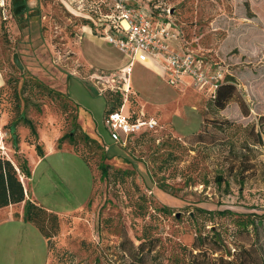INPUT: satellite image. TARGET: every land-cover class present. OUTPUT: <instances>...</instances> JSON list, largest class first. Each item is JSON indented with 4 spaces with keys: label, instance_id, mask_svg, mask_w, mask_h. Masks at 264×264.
I'll use <instances>...</instances> for the list:
<instances>
[{
    "label": "rangeland",
    "instance_id": "obj_1",
    "mask_svg": "<svg viewBox=\"0 0 264 264\" xmlns=\"http://www.w3.org/2000/svg\"><path fill=\"white\" fill-rule=\"evenodd\" d=\"M6 2L0 8L4 157L15 165L28 159L31 175L20 176L22 184L58 219L49 256L32 223L20 232L0 227V264H20L5 249L8 236L18 233L26 254L21 264H138L141 254L142 264H188L197 236L204 245L222 246L215 256L231 260L253 242L264 248V0H128L154 20L174 22L193 51L232 75L237 93L218 110L192 88L132 80L123 113L143 110L159 127L124 147L104 125L116 102L110 89L116 87L105 79L122 58L100 40L101 27L95 34L84 22L86 2L28 0L20 22ZM83 28L93 33L89 41ZM19 116L32 122L38 138ZM35 143L44 156L34 166ZM101 163L108 168L104 180ZM244 218L257 229L238 226Z\"/></svg>",
    "mask_w": 264,
    "mask_h": 264
},
{
    "label": "built area",
    "instance_id": "obj_2",
    "mask_svg": "<svg viewBox=\"0 0 264 264\" xmlns=\"http://www.w3.org/2000/svg\"><path fill=\"white\" fill-rule=\"evenodd\" d=\"M7 0H0V8L4 11L8 5ZM90 7L102 2L99 0H84ZM128 0H115V11L112 14L101 15L96 22L91 19L88 11L86 17L94 20L96 28L101 27L100 36L120 52L129 56L131 61H144L150 58L163 65L166 82L177 89L185 79L190 80L191 87L205 96L214 98L218 85L225 79V70L218 62L206 60L203 54L193 51L188 42L180 36V28L171 20L153 19L142 8H131ZM105 22V23H104ZM106 24V25H105ZM128 73V72H127ZM127 73L122 72L117 79H105L110 83L112 91L119 92L124 97L123 105L119 110L106 114L104 125L110 131V138L120 146L132 136L146 132H155L159 127L156 119L146 117L142 110L123 113V106L128 102ZM229 74V73H228ZM121 80L122 83L118 80ZM100 79L104 80V77ZM117 80V81H116ZM121 86H115V83ZM105 86L104 82H99ZM4 132L0 127V156H6L4 146Z\"/></svg>",
    "mask_w": 264,
    "mask_h": 264
},
{
    "label": "trees",
    "instance_id": "obj_3",
    "mask_svg": "<svg viewBox=\"0 0 264 264\" xmlns=\"http://www.w3.org/2000/svg\"><path fill=\"white\" fill-rule=\"evenodd\" d=\"M88 1V0H87ZM102 3L97 4L94 7H90L91 4H87L86 11L89 12L91 19L97 21L101 15L112 14L115 11V0H99ZM28 0H10L11 4V14L12 17L16 20L22 21L23 15L28 10ZM94 20H90L88 18H84V22L86 25H89L92 31L95 33V23ZM181 38L187 41L186 34H184L183 30L180 28ZM96 34V33H95ZM115 104L111 106L108 110H106V114L119 110L123 105L124 97L121 93L115 92ZM237 90L236 85L232 80V75H225V79L218 85L217 90L215 92L214 98L208 99L218 110H222L225 108V105L231 101L236 96ZM131 110V109H130ZM132 111V110H131ZM19 121H21L24 126L29 129V132L36 139L38 138L37 132L30 120H28L24 116H19ZM16 124H10V133L13 134V142L12 146L15 149V152H18V139L15 132ZM148 133V132H146ZM146 133H142L139 135H144ZM138 136V135H136ZM133 137V136H132ZM63 139L60 138L58 141ZM34 150L36 155L39 158L44 156L40 146L38 143H35ZM83 157V156H82ZM83 159L87 161L84 157ZM89 166V162H86ZM91 167V166H90ZM100 170L99 179L104 180L108 176V168L104 164H100L98 166ZM31 175V171L28 167L27 160H23L22 162H17L15 165L9 159L0 156V208L7 207L9 205H17L23 202V212L22 219L24 222L32 223L37 230L41 233L43 238L46 240L48 250L51 248V239L55 237L57 231V219L58 216L54 213L48 212L45 209L41 208L39 205L35 203V201L31 199L25 198V189L23 187L20 176L25 179H29ZM238 226H241L242 229L247 230L251 228L252 231L257 229V222L252 219L244 218L236 221ZM51 229L53 232L51 233ZM125 241H129V239L125 236ZM213 242L216 241L214 238L211 240ZM204 238L202 236H197L194 243L193 248L190 251H187L188 255V264H264V248L259 247L254 242L251 243L248 247H241L238 250H235V254L233 255V259L226 258L222 254H217L218 251H221L222 246L213 247V243L204 245ZM143 247V243L137 246V250H140ZM131 254L132 252H128ZM141 254L138 256L137 260H140L138 264H142Z\"/></svg>",
    "mask_w": 264,
    "mask_h": 264
},
{
    "label": "crops",
    "instance_id": "obj_4",
    "mask_svg": "<svg viewBox=\"0 0 264 264\" xmlns=\"http://www.w3.org/2000/svg\"><path fill=\"white\" fill-rule=\"evenodd\" d=\"M9 4H10V0H9ZM87 30H88V28H87ZM87 30L85 28H83L84 39L89 41L90 40L89 35H93V33L90 30H88V31ZM95 37L98 38L97 36H95ZM100 40L105 42L106 45H110L104 38L100 39ZM186 42H188V41H186ZM87 44H89V43L87 42ZM110 47L115 48L112 45H110ZM115 49L120 53V56L122 59H121V63L117 67V73L111 75L108 78H114L116 76H119V75H117L118 73L121 74L122 72H126V73L128 72L127 73L128 84H129L128 87H129V89H131V93H133L132 84H131L132 80L134 83H137V82L148 83V81L149 82L151 81L152 86L150 88H153L154 86H156L157 83H164L165 85H168L166 80H165V70H164L163 65L158 64L157 62H155L154 60H152L150 58H147L144 61H137L136 60V61L132 62L131 59L129 58V56L120 52L117 48H115ZM137 65L141 68L142 72L139 69L140 72L136 71L134 73L135 67ZM191 88L192 87L190 85V80L185 79L184 82L180 85V87L177 88L176 90H178V89H191ZM49 152L52 153V152H54V150L52 148H49ZM33 156L35 157V163H34V166H35L39 163L41 158L35 156L34 153H33ZM6 158L9 159L11 162H13L8 156ZM27 162H28V165L31 166V164H29L28 159H27ZM24 189H25V187H24ZM25 191H26V189H25ZM25 198L32 200V198L29 196L27 191L25 193ZM22 212H23V202L20 204H17V205H9L7 207L0 208V220H6L7 221V222L0 221V227H10L13 230H14V227H16L15 230L20 232L21 229H23V227H24V226H22L23 223H26L22 219V215H23ZM14 222H18L17 226H16V224H13ZM8 237H10V240L8 241V244L5 245L6 254H7V251H10L12 253V255H14L16 257L17 262H19L21 264V262H22L21 260H22L23 256H24V259H26V254L24 252H22V248L24 246L21 244V240H20L21 239V233H18L16 235H9ZM44 242H45L47 252H48V256H49V250H48L47 243H46L45 239H44ZM12 243H14V245L17 246V251H15V252H12V249L10 250V248L13 247ZM11 262L12 261L10 259L9 263L7 262L5 264H12Z\"/></svg>",
    "mask_w": 264,
    "mask_h": 264
},
{
    "label": "water",
    "instance_id": "obj_5",
    "mask_svg": "<svg viewBox=\"0 0 264 264\" xmlns=\"http://www.w3.org/2000/svg\"><path fill=\"white\" fill-rule=\"evenodd\" d=\"M13 62H14V64H15L18 68H21V64H20V62H19V60H18L17 55H14V56H13Z\"/></svg>",
    "mask_w": 264,
    "mask_h": 264
}]
</instances>
